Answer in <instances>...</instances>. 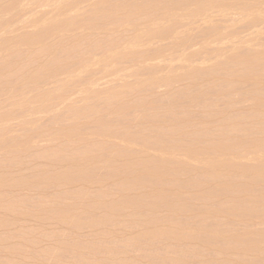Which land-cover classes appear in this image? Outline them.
I'll return each instance as SVG.
<instances>
[{
  "label": "rangeland",
  "instance_id": "1",
  "mask_svg": "<svg viewBox=\"0 0 264 264\" xmlns=\"http://www.w3.org/2000/svg\"><path fill=\"white\" fill-rule=\"evenodd\" d=\"M0 28V264H264V0H0Z\"/></svg>",
  "mask_w": 264,
  "mask_h": 264
},
{
  "label": "bare ground",
  "instance_id": "2",
  "mask_svg": "<svg viewBox=\"0 0 264 264\" xmlns=\"http://www.w3.org/2000/svg\"><path fill=\"white\" fill-rule=\"evenodd\" d=\"M46 1V0H45ZM79 1V0H78ZM60 2V1H59ZM33 4V3H32ZM44 7V6H43ZM87 7V6H86ZM188 7V6H187ZM102 8V7H101ZM97 9H98V7H97ZM231 9V8H230ZM69 10V9H68ZM73 10V9H72ZM221 10H222V8H221ZM128 12H130V11H128ZM263 12V11H262ZM25 13V12H24ZM226 13V12H225ZM83 14V13H82ZM32 15V14H31ZM107 17V16H106ZM89 18V17H88ZM97 18V17H96ZM123 18V17H122ZM24 19V18H23ZM113 19V18H112ZM221 19V18H220ZM50 21V20H49ZM87 21V20H86ZM206 21V20H205ZM46 22H48V21H46ZM113 22V21H112ZM5 24V23H4ZM3 24V25H4ZM113 24V23H112ZM193 24V23H192ZM206 24V23H205ZM9 25V24H8ZM41 27V26H40ZM175 27V26H174ZM8 28V27H7ZM214 28V27H213ZM0 29H2V28H0ZM40 29V28H39ZM81 29V28H80ZM87 29V28H86ZM189 29V28H188ZM55 30V29H54ZM26 32V31H25ZM161 35V34H160ZM46 36V35H45ZM28 37V36H27ZM9 38V37H8ZM3 39V38H2ZM222 39V38H221ZM224 40V39H223ZM154 41V40H153ZM171 42V41H170ZM27 43V42H26ZM134 46V45H133ZM136 46V45H135ZM145 47V46H144ZM262 48V47H261ZM261 51V50H260ZM238 53V52H237ZM3 58V57H2ZM78 68V67H77ZM257 68V67H256ZM130 69V68H129ZM259 71V70H258ZM257 71V72H258ZM131 74V73H130ZM132 75V74H131ZM8 79V78H7ZM6 80V79H5ZM35 93V92H34ZM126 142V141H125ZM240 147V146H239ZM158 149V148H157ZM208 152V151H207ZM230 152V151H229ZM151 157V156H150ZM181 157V156H180ZM199 161V160H198ZM144 163V162H143ZM260 164V163H259ZM153 169V168H152ZM141 170V169H140ZM65 174V173H64ZM154 174H156V173H154ZM233 185V184H232ZM252 187V186H251ZM262 188V187H261ZM254 189V188H253ZM228 193V192H227ZM178 199V198H177ZM169 204V203H168ZM172 208V207H171ZM109 209V208H108ZM214 210V209H213ZM235 214V213H234ZM213 239V238H212ZM248 239V238H247ZM243 241V240H242Z\"/></svg>",
  "mask_w": 264,
  "mask_h": 264
}]
</instances>
